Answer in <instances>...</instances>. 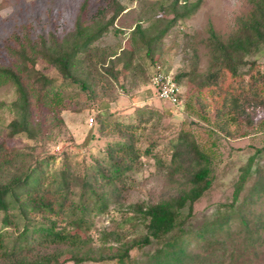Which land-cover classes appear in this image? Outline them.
I'll return each instance as SVG.
<instances>
[{
    "label": "rangeland",
    "instance_id": "1",
    "mask_svg": "<svg viewBox=\"0 0 264 264\" xmlns=\"http://www.w3.org/2000/svg\"><path fill=\"white\" fill-rule=\"evenodd\" d=\"M109 1L112 0H0V60L4 58L6 43L14 35L22 39L27 36L33 40L40 37L49 40L54 36L57 40H63L74 32L81 15L83 21L90 22L100 9L108 7ZM175 1L115 0V7L105 18L109 20L116 15L115 24L92 46L87 58L79 56L76 74L89 91L95 93V98H89L79 89L70 90L73 99L70 101L67 98L70 106L62 112L66 129L56 133L43 146L24 135L13 139L8 137V125L16 117L12 103L17 99V94L12 84L0 85V142H6L10 148L25 154L27 165L39 156L55 157L50 162V176L69 167L83 177L92 174L94 167L104 160L109 144L121 140L118 133L110 135L112 128L121 125L119 130H123L130 124L137 126L135 141L138 152L141 150V159L135 169L118 183L117 191L108 200L107 209L92 217L90 239L81 252L82 255L90 253L99 259L103 254L116 253L119 248L112 241H103L105 233L117 231L124 234L128 242L140 238L144 233L145 225L131 210L132 206L160 203L190 189L187 165L179 168L173 162L172 155L175 144L179 142V134L192 133L210 150L213 171L211 188L195 205L186 225L192 231L187 247L192 258L185 264H264V197L248 208V226L237 217L212 237H195V232L211 222L218 213L226 214V206L233 201L240 169L256 154L257 149L264 146V133L240 131L231 116H218L211 120L215 114L208 107L203 115L207 114L210 122L226 129L223 133L218 132L219 138L210 137L203 126L209 128L212 123L198 118L193 109L192 97L197 89L192 82L184 80L181 86L184 105L173 106L160 100L151 79L152 60L156 67L175 76L181 71H191L196 56L197 74L206 75L214 54L209 42L210 30L213 29L221 41L227 42L241 30L242 23L249 20L255 6L250 0H178L179 6L186 3H199L200 6L189 18L178 22L149 52L134 30L141 27L150 37L166 28L168 20L172 18L168 12ZM258 60L262 63L260 79L264 82V55ZM112 61L115 70L121 73L118 82L110 79V85L101 83L93 71H88L98 68L101 62L109 66ZM25 66L32 78L45 74L57 86L61 84L57 71L42 60H28ZM210 95H205L206 101L212 104ZM140 112L143 113L142 118ZM102 113L106 115L101 120L108 125L103 133L96 124L98 114ZM140 118L144 120L141 124ZM263 118L264 115L261 116ZM197 124L202 128L197 129ZM214 128L218 130L216 126ZM147 149L151 150L152 155H145ZM261 163L264 165V153ZM31 182L36 186L37 175L33 174ZM114 190L115 186H111L107 190L108 195ZM2 217L3 214H0V233H8L11 239L14 238L17 231L4 228ZM155 250L156 246L142 252L134 250L132 259L135 264H143ZM65 251H68L65 247L52 246L43 247L39 252L44 256H53ZM70 258L71 253H66L54 263L62 264ZM63 264L76 263L69 261ZM82 264L116 262L105 260Z\"/></svg>",
    "mask_w": 264,
    "mask_h": 264
},
{
    "label": "trees",
    "instance_id": "2",
    "mask_svg": "<svg viewBox=\"0 0 264 264\" xmlns=\"http://www.w3.org/2000/svg\"><path fill=\"white\" fill-rule=\"evenodd\" d=\"M250 2L255 10L249 20L242 23L241 30L227 42L221 41L215 31L210 30L209 42L214 54L208 73L197 74L196 56L193 69L181 71L174 78L180 86L187 80L196 87L197 92L192 97L193 109L204 122L212 123L207 114L203 115L209 107L215 114L211 120L218 116H231L240 131L264 133V118L261 119L264 115V82L260 79L262 63L258 60L264 55V0ZM115 3V0L109 1L108 7L100 9L90 22L83 21L81 15L74 32L63 40H57L54 36L49 40L42 37L33 40L27 36L22 39L16 34L6 43L4 58L0 60V85L12 84L17 94V99L12 103L16 117L8 125L10 139L24 135L43 146L56 133L66 129L62 112L70 106L67 98L70 101L73 99L70 90L79 89L89 98H95V93L89 91L76 74L79 56L87 58L92 46L115 24L116 15L105 20ZM199 6V3L179 6L176 0L170 6L168 13L172 18L168 20L166 28L149 37L141 27H137L134 34L151 52L178 22L189 18ZM28 60H42L55 69L61 84L57 86L45 74L32 78L25 66ZM152 63L151 79L159 72L154 60ZM113 64L112 61L105 66L101 62L98 68L88 71H93L101 83L110 85V79L118 82L121 75ZM102 87L104 89V85ZM155 93L158 95L156 90ZM206 94H211L212 104L206 101ZM183 98L184 95L177 106L184 105ZM104 115L106 113L98 114L96 118L101 132L108 128L101 120ZM140 117H143L142 112ZM141 118L140 124L144 121ZM213 123L209 128L203 126V129L208 136L219 138L218 132H225L226 129ZM120 127L112 128L110 135L118 133L121 140L109 144L104 160L94 167L92 174L83 177L69 167L50 176V162L55 157L39 156L27 165L25 154L10 148L6 142H0L1 223L4 228L17 231L12 239L8 233H0V264H59L54 261L66 253H71V258L65 262L76 264L105 260L115 261L116 264H135L132 251L142 252L152 246H156V250L143 264H185L192 258L187 251L192 231L186 225L195 205L211 188L213 163L207 145L187 132L179 134V142L175 144L172 156L179 168L187 165L190 189L160 203L132 206L131 210L145 225L144 233L131 242L125 241L126 236L117 231L105 233V243L112 241L119 245L116 253L103 254L99 259L90 253L81 254L90 239L92 217L107 209L108 200L117 191L118 183L135 169L141 159V150L138 152L135 141L137 126L130 124L123 130H119ZM198 127L202 128L197 124ZM144 153L146 156L152 155L150 149ZM263 153L264 146L257 149L256 154L240 169L233 201L226 206V214L218 213L211 222L195 232V237H212L237 217L248 226V208L264 197ZM33 174L37 175L36 186L31 182ZM111 186H115V190L108 195L107 190ZM52 246L65 247L68 251L60 255L54 253L53 256H44L39 252L43 247Z\"/></svg>",
    "mask_w": 264,
    "mask_h": 264
},
{
    "label": "built area",
    "instance_id": "3",
    "mask_svg": "<svg viewBox=\"0 0 264 264\" xmlns=\"http://www.w3.org/2000/svg\"><path fill=\"white\" fill-rule=\"evenodd\" d=\"M158 73L152 78V85L162 101L177 106L183 95L182 87L175 81L170 73H166L161 67H157Z\"/></svg>",
    "mask_w": 264,
    "mask_h": 264
}]
</instances>
